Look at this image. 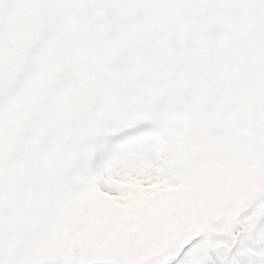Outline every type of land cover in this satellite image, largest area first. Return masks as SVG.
<instances>
[{
  "label": "snow or ice",
  "instance_id": "obj_1",
  "mask_svg": "<svg viewBox=\"0 0 264 264\" xmlns=\"http://www.w3.org/2000/svg\"><path fill=\"white\" fill-rule=\"evenodd\" d=\"M0 264H264V0H0Z\"/></svg>",
  "mask_w": 264,
  "mask_h": 264
}]
</instances>
